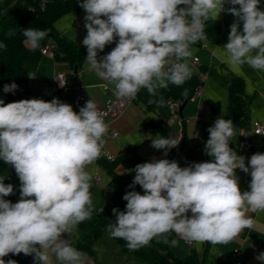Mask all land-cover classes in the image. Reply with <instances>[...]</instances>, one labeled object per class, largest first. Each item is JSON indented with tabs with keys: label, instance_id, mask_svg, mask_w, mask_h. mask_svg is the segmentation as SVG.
Segmentation results:
<instances>
[{
	"label": "clouds",
	"instance_id": "1",
	"mask_svg": "<svg viewBox=\"0 0 264 264\" xmlns=\"http://www.w3.org/2000/svg\"><path fill=\"white\" fill-rule=\"evenodd\" d=\"M260 2L83 0L86 67L113 84L118 98L129 101L142 88L155 96L169 84L183 85L192 76L191 46L206 39L205 23L226 11L237 19L228 42L218 46V58L233 71L245 64L264 71ZM22 34L35 50L49 30L28 28ZM117 37L116 47L98 60V52ZM17 88L6 84L3 91ZM104 115L91 99L79 113L58 98L7 104L0 99V160L14 167L21 182V198L12 203L4 197L14 193V186L0 177V264H17L5 262L9 253L34 255L35 264H54L53 257L58 264H85L83 254L62 236L70 237L92 217V177L86 168L101 156L109 127ZM208 132L204 151L214 158L211 162L182 168L176 161L159 159L136 165L129 187L140 185L143 194L129 191L123 196L126 210L113 208L116 220L106 229L111 238L125 240L129 250L170 232L186 242L216 245L254 226L248 213L264 212V154H253L246 165L245 157L229 146L234 137L231 120L218 118ZM151 140L165 156L180 143L159 134ZM237 169L250 173L249 191H241ZM177 243L171 240L173 246ZM256 258L264 264V253Z\"/></svg>",
	"mask_w": 264,
	"mask_h": 264
},
{
	"label": "crops",
	"instance_id": "2",
	"mask_svg": "<svg viewBox=\"0 0 264 264\" xmlns=\"http://www.w3.org/2000/svg\"><path fill=\"white\" fill-rule=\"evenodd\" d=\"M259 7L261 10H264V0H261ZM224 13L225 12H222L218 17L222 23V31L223 26L226 25V23L225 25L223 24L225 17ZM231 16L234 17L233 15ZM74 26H76V24ZM224 31L225 35L221 37L219 43H213L207 39V45L209 46L210 43L216 45L217 47L220 44H225V41L227 43L229 35L226 34V30ZM86 35L87 30L84 36ZM76 42L82 43L81 40ZM117 42L118 37L116 38L112 47L104 51L101 55H98V60L110 53L112 49L116 47ZM201 44L199 47L202 49H208V47H202ZM208 52L210 53V58H214L211 56V50ZM212 52H214L215 57H217L216 48L212 50ZM219 60L222 61L221 59ZM23 62L24 66L28 70L29 78L30 76L32 77L31 88L33 96H48L57 91L53 88V78L56 74L63 73L67 76L73 73L75 75L74 68H72L68 63L57 62L54 58H50L42 54L40 48L35 50L31 49L27 42H25ZM221 66L224 67L225 63L222 62ZM205 69V66H202L200 69V71L205 74L206 79L202 83L203 92L201 97L191 98L188 100L182 111L183 117L191 119L190 122L184 125L185 136L183 138L186 140L185 144L181 150L176 149L177 153L171 161L178 162L179 166L181 167L184 162L202 163L211 162L214 159L213 157L208 156L204 151L205 144L210 135L208 128L214 126V123L218 118L223 117L225 120H228L226 119V116H228V81L234 76H240L244 80L245 95L249 100L248 126L250 134L247 133V130L242 127L240 123L235 124L232 122L234 126V137L232 141L229 142V146L235 150L238 155H241L242 151L239 148V142L241 141L242 137H245L248 142H246L248 150H250L253 154H264V136H256L252 133V123L254 121H260L264 124V71L252 69L247 64H245L238 72L233 71L230 68L231 70L229 69V72L232 75L228 73V77L222 76L224 80L220 75H218L214 82H212V77L214 76L213 72L209 71L207 73L204 71ZM192 72L196 74L198 73L196 70ZM76 74L77 80L73 82L72 85L60 89L59 100L61 102L70 104L73 107V110L79 113L74 107V97L78 91L81 90L86 96V102L91 99L97 105V107L103 106L110 95L104 93L102 85L108 84L113 86V84L103 80L98 75H96L95 72L89 71L86 67V58L82 65L78 67V72ZM218 81L219 83H217ZM12 83L15 82L11 80L9 85ZM160 90L161 89L158 90L157 95L155 96L150 95L147 90L143 88L138 92L137 100L126 109L123 116L109 125L108 132L110 130L117 131L118 136L116 138H108L106 136L108 134L107 132L103 137L104 145L102 150L114 157H117L121 150L125 147L135 146L138 153L145 159L146 162L162 159V154L160 151L152 147L151 140L155 138L157 134L160 135V133L149 128H143V121L146 117H152L162 121L164 120L162 117L164 106L162 103H160L162 98ZM205 97H209V99L203 101ZM162 100L166 103L163 98ZM191 100L193 103H190ZM150 101L153 102L150 103ZM205 106L212 107L213 113L211 115L199 110L200 107ZM172 129H178V125L174 124ZM8 167L17 192L20 194L21 182L15 172L14 167L11 165H8ZM86 171L89 172L92 178L96 173L102 174L101 182L104 184V187L94 185L91 180L90 188L93 209L99 210L113 200L114 193L112 188V176L107 174L106 171L96 161L88 165ZM115 172L119 175H124L126 173V169L123 165H118L115 168ZM236 175L239 178V186L241 191H249L250 183L245 178L244 172L237 169ZM101 191L108 194L106 201L103 203L99 198L102 193ZM188 215L189 217L191 216L190 211ZM248 215L253 219L254 226L242 230L241 233H239L238 236L232 241L226 244L216 245L209 243L208 247L207 242L203 244L195 242L194 247L191 249H195L200 256H205V259L208 261L228 262L229 264H232V251L234 248H239L241 251L240 260L242 261V264H261V261H259L256 257L259 253H264L262 250L264 248V212H249ZM173 235L174 239L178 241L177 244L185 243L184 240L180 239V237H178L174 232ZM81 237L82 233L80 235L77 234L76 239L73 237V233L70 237H68L67 234L62 236V238L68 239L71 245L78 243L81 240ZM230 245H232V251H227L226 248L229 249ZM255 245L257 247H255ZM224 252L228 254L227 257H225ZM81 253L83 254L85 264H92V262H95L96 258L90 257L87 253ZM30 262L31 264H35L34 255H32L30 258L29 264ZM53 262L54 264H58L54 257Z\"/></svg>",
	"mask_w": 264,
	"mask_h": 264
},
{
	"label": "trees",
	"instance_id": "3",
	"mask_svg": "<svg viewBox=\"0 0 264 264\" xmlns=\"http://www.w3.org/2000/svg\"><path fill=\"white\" fill-rule=\"evenodd\" d=\"M83 0H49L46 2L44 9L33 11L31 5L37 6L38 2L31 0H0V43L6 47L0 48V99L5 104L17 102L24 99H33L32 88L29 85V73L23 62V52L25 50L26 38L22 34V29H47L49 36L40 42L42 48L46 45L50 46L54 59L57 62H66L72 68L80 67L87 55V48L83 43L66 38L60 33L56 22L66 15H78L83 9L80 3ZM232 5H226V8ZM235 7H239L236 5ZM207 39L213 43H219L222 37V23L220 19H209L205 23L204 28ZM14 32V35H10ZM113 43L106 45L104 51L113 46ZM202 43L198 41L193 44L199 46ZM192 45V46H193ZM13 80L18 88L14 92L5 93L4 85L9 84ZM67 80L73 83L77 80V74L67 75ZM200 84L197 74L192 72L190 79L186 80L183 85L176 86L169 84L167 89H161L162 98L167 101L170 98L190 100L193 96L195 88ZM185 90L187 95H185ZM60 96V90L55 91L46 98V102H50L53 98ZM228 116L238 119L242 127L249 133V100L245 95L244 80L240 76H234L228 81ZM144 129H151L160 133L161 137L169 138L170 126L162 120H157L152 117H146L143 121ZM185 136V134H184ZM247 142V140H246ZM248 143V142H247ZM177 148L168 150L167 156L164 155V150L160 149L162 159L172 160L177 153ZM249 151L250 155L253 153ZM96 162L112 176L113 181V200L103 207V212L93 210L91 219L85 220L76 226L82 233L81 240L72 244L80 252L87 253L94 258V245L97 240L104 234L108 233L107 226L116 220L113 214V208L120 211L126 210L127 201L123 196L129 191H137L143 194V189L140 185H135L130 188L135 177V167L138 164L146 163L145 159L138 153L135 146H127L121 150L114 161H108L100 156ZM118 165H123L126 169L124 175H119L115 172ZM245 178L250 183V173H244ZM0 177H5V184L14 186V193L4 197L5 200L16 203L19 197L13 179L10 175L8 164L0 160ZM109 234V233H108ZM114 243L119 248L122 255L131 256L137 264H205V256H200L195 249H191L185 258H180L172 251L173 245L171 240L174 239L173 232L166 233L163 236L154 238L147 245L141 246L136 250H129L126 246V241L121 238H112ZM167 241V242H166ZM209 243L207 244L208 247ZM206 247V248H207ZM32 255L20 253L18 255L9 253L3 257L5 262L15 260L17 264H29ZM208 264H229L228 262L210 261Z\"/></svg>",
	"mask_w": 264,
	"mask_h": 264
},
{
	"label": "built area",
	"instance_id": "4",
	"mask_svg": "<svg viewBox=\"0 0 264 264\" xmlns=\"http://www.w3.org/2000/svg\"><path fill=\"white\" fill-rule=\"evenodd\" d=\"M31 1L32 2H38L37 6L31 5V8L33 11H36L38 9H44L46 6V1H40V0H31ZM225 7H226V5H225ZM75 30L78 33V35L81 37H83L86 33V28L82 24H77L75 26ZM206 40H207V36H206V39H203V43L201 44V46L204 48L208 47ZM40 51L42 54H44L50 58H54V53H53L50 46L46 45V46L40 48ZM211 56L215 57V53L212 51H211ZM191 64L194 67L199 66L200 61H199L198 57H194L192 59ZM197 77L200 80V84L195 88L192 98H200L202 95V92H203L202 83L205 80V74H203L201 71H199L197 73ZM60 83H61V85H60ZM70 85H72V83L68 82L67 76L63 73H58L53 78V88L55 90H60V89L69 87ZM102 88H103L104 93L107 95H110V97L107 99V101L105 102V104L103 106L98 107V110L105 114L104 120H105V123L108 124V126H109L112 122L118 120L119 118H121L123 116L126 109L133 102H135L137 100L138 95L136 96L135 99L129 101L126 98H118L115 95L114 85L110 86L108 84H103ZM34 98L35 99H42L45 101L47 96H44V95L43 96H33V99ZM183 102L184 101L182 99H173V98H170L166 101V104H167V107L169 110V114H170L169 119L166 122V124L170 126L169 138H175V139H177L178 142L180 141V143L182 142L183 137H184V125L186 123L190 122V120H191L190 118H185V117L181 116V114H180V108H181V105L183 104ZM85 103H86V96L83 93V91L80 90V91H78V93L74 97V107L79 112L80 108L85 106ZM199 110L203 111L204 113H206L208 115H211L213 113L211 106L200 107ZM174 124L178 125V129H172V126ZM252 133L256 136H264V124L260 121H254L252 123ZM106 136L108 138H116L118 136V132L114 131V130H110ZM180 143L178 144V146L180 145ZM178 146H176L174 148H177ZM239 148L242 151L241 156L245 157V163L247 165L248 160L250 159L251 155L248 152L245 137H242L241 141L239 142ZM101 156L108 161H114V159H115L114 156L108 154L104 150H102ZM193 164L194 163H191V162H184L181 167L183 168V167H187V166H190ZM101 181H102V174L101 173H96L92 178V182L94 183V185L99 186V187H104V184H102ZM20 198L21 197L19 194V197L16 200V202H18L20 200ZM184 242L187 246H189L191 248H193L195 245V242H186V241H184ZM255 247H257V246L255 245ZM240 257H241L240 249L234 248L232 251V258H233L232 264H242Z\"/></svg>",
	"mask_w": 264,
	"mask_h": 264
},
{
	"label": "rangeland",
	"instance_id": "5",
	"mask_svg": "<svg viewBox=\"0 0 264 264\" xmlns=\"http://www.w3.org/2000/svg\"><path fill=\"white\" fill-rule=\"evenodd\" d=\"M40 1H49V0H40ZM85 16L86 12L83 10L78 15H66L65 17L61 18L58 22H56L57 27H59L61 34H63L66 38L76 41H83L84 37H81L78 35V33L75 30V24H82L85 26ZM220 16V15H219ZM224 22L223 24L226 25L223 26L222 36L226 34H230V26L231 24L237 19L236 17H232L229 13L225 11L224 13ZM243 24L241 22L240 28L242 30ZM222 43V42H221ZM226 44V41H225ZM225 44H220L221 47ZM219 45V46H220ZM210 48V49H209ZM216 48V54L217 57L210 58L209 50H214ZM218 46L210 44L208 46V49H202L199 46H191V58H190V67L192 71L199 72L202 66H205L206 69L205 72H213L212 82L218 77V75L228 77V73L231 74L229 71L231 70L230 67L225 63V66L222 67V61H220L218 58ZM194 57H198L200 60L199 66H192L191 62ZM230 69V70H229ZM217 70V71H216ZM232 75V74H231ZM224 80V78L222 77ZM206 80V79H205ZM219 83V81L217 82ZM209 99V97H205L203 101H206ZM190 103H193L191 100ZM164 110L162 112L163 121H168L169 119V111L167 104L163 101ZM102 192V191H101ZM106 197H108V194L106 192H102L100 195V199L102 200V203L106 201ZM81 234V231L76 227L73 231V237L76 239V235ZM232 245H230L229 249L226 248L227 251H232ZM191 247L187 246L185 243L177 244L175 247H172V251L174 254L180 258H185L187 253L190 251ZM264 252V248L262 249ZM94 258L95 262H92V264H137L136 261L129 255H122L119 251V248L114 243L113 239L110 237L108 233H104L95 243L94 249ZM231 253V252H230ZM225 257L228 256L226 252H224ZM230 255V254H229ZM210 261L205 259V264H208ZM31 264V262H30Z\"/></svg>",
	"mask_w": 264,
	"mask_h": 264
},
{
	"label": "water",
	"instance_id": "6",
	"mask_svg": "<svg viewBox=\"0 0 264 264\" xmlns=\"http://www.w3.org/2000/svg\"><path fill=\"white\" fill-rule=\"evenodd\" d=\"M77 72H78V66H75L74 67V73L76 74ZM31 84H32V77L30 76V78H29V85L31 86ZM187 102H188V100H185L183 102V104L181 105V108H180V114H181V116H182V111H183V109H184V107H185V105H186ZM226 119L231 120L235 124H239L240 123V121L238 119H235V118L230 117V116H226ZM185 141H186L185 138H183L182 142L177 147V150H181L182 149V147L185 144Z\"/></svg>",
	"mask_w": 264,
	"mask_h": 264
}]
</instances>
